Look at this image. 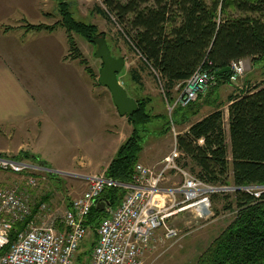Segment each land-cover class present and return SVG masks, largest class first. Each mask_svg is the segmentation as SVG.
<instances>
[{
	"label": "trees",
	"instance_id": "obj_1",
	"mask_svg": "<svg viewBox=\"0 0 264 264\" xmlns=\"http://www.w3.org/2000/svg\"><path fill=\"white\" fill-rule=\"evenodd\" d=\"M104 3L106 9L97 8V12L106 19L113 15L128 47L140 55L142 68L152 66L161 74L169 96L172 88L183 86L198 69L213 75L216 81L197 101L185 107L176 105L170 115L153 114L151 107H147L150 97H134L138 108L127 117L132 131L119 146L105 174L129 182L150 133L165 135L178 121L197 116L203 106H209V113L176 135L181 154L177 162L207 184L235 186L233 199L225 206L234 207L235 215L197 257L196 264H264V191L256 197L242 190L264 186V81L239 94H229L222 101L218 90L230 83V72L215 74L238 60L255 62L264 57V0H104ZM58 11L60 19L52 24L25 23L23 27L48 32L63 27L67 34L66 57L76 59L99 85L98 73L87 65L74 41V33L93 45L92 38L105 34L93 23L75 19L66 2L58 6ZM129 72L132 85L142 90L140 72L136 69ZM125 84V90L133 92L130 83ZM22 157L35 160L25 155L18 158ZM48 177L53 181L60 179L55 174ZM123 194L122 188L111 187L104 189L100 198L116 207ZM104 216V210L93 206L85 219L95 237V228ZM23 226V223L14 225L11 240ZM81 245L74 264H84L83 258L90 255L93 247L80 251ZM6 249L7 246L1 252Z\"/></svg>",
	"mask_w": 264,
	"mask_h": 264
},
{
	"label": "built area",
	"instance_id": "obj_2",
	"mask_svg": "<svg viewBox=\"0 0 264 264\" xmlns=\"http://www.w3.org/2000/svg\"><path fill=\"white\" fill-rule=\"evenodd\" d=\"M109 20L121 31L113 15L109 14ZM133 52L139 59L138 52ZM147 71L169 115L176 105L188 106L216 84L213 75L198 69L183 86H176L179 92L171 102L161 74L152 66H148ZM243 73L244 60L233 62L229 81H237ZM180 155L174 145L160 161L158 169L136 163L129 182L115 180L105 171L84 176L85 190L59 215L46 195L39 197L30 190H36L41 176L72 173L52 169L40 161L0 155V170L23 177L22 185L0 186V264H74L77 250L90 229L85 219L99 201L104 203L106 216L95 228V245L84 264H142L145 253L155 246L159 229H165L164 238L178 234L176 228L167 225L170 217L192 208L197 217L207 218L211 214V194L229 188L214 187L197 178L177 162ZM170 172L181 179L175 185L164 186L162 182ZM111 187L124 190L116 207L100 198L102 191ZM230 188L237 190L235 186ZM252 188L256 187L242 190L259 196L260 191L253 192ZM178 197L181 199L177 200ZM16 223L24 226L11 240L10 233ZM6 246L7 249L1 252Z\"/></svg>",
	"mask_w": 264,
	"mask_h": 264
},
{
	"label": "crops",
	"instance_id": "obj_3",
	"mask_svg": "<svg viewBox=\"0 0 264 264\" xmlns=\"http://www.w3.org/2000/svg\"><path fill=\"white\" fill-rule=\"evenodd\" d=\"M38 1L0 0V155L17 159L20 154L14 153H22L55 170L76 171L82 176L99 174L106 170L132 126L118 114L108 89L95 84L76 59L66 57L63 27L50 32L23 27L31 23L26 18L30 10L38 9ZM6 18L16 21L6 24ZM128 79L133 83L130 76ZM130 90L133 99L137 94L155 102L157 95L144 86L137 90L132 85ZM202 108L197 116L177 122L176 135L209 113H201ZM224 110L227 112L226 107ZM176 135L169 138L172 146ZM168 137L169 132L158 138ZM139 161L143 163L144 156ZM4 174L0 170V176ZM174 177L181 179L170 172L163 185L177 184Z\"/></svg>",
	"mask_w": 264,
	"mask_h": 264
},
{
	"label": "rangeland",
	"instance_id": "obj_4",
	"mask_svg": "<svg viewBox=\"0 0 264 264\" xmlns=\"http://www.w3.org/2000/svg\"><path fill=\"white\" fill-rule=\"evenodd\" d=\"M60 0H40L38 9L35 11L30 10V16H27V21L32 24L38 23H54L55 20L60 19L58 11V4ZM68 4V11L71 15L78 20L86 23H95L98 31H101L107 37V43L109 49L114 57H123L125 65L122 71L118 74L120 78V84L123 87L127 86L126 81L129 82L128 76L130 69H136L140 72L143 86L149 90V92L157 95L155 102H149L148 108L153 109V114L165 113L168 114L166 104L161 98L157 86L153 81V78L146 69L141 66L140 60L128 47L127 42L121 32L101 14L97 12V8H105L104 0H61ZM125 1V0H120ZM59 2V3H58ZM79 7V8H78ZM49 14V16L47 15ZM11 18V17H10ZM58 18V19H57ZM7 19V18H6ZM16 20L7 19L6 24L14 23ZM56 22V21H55ZM27 23V22H26ZM74 41L77 47L81 50L87 65L97 74L101 68V60L95 57V45L89 43L85 37L74 33ZM107 44V45H108ZM264 81V57L251 62L249 59L244 60V73L235 82L222 85L218 90L219 100L225 101L229 94H239L243 89L251 87L254 84ZM132 86V83L128 84ZM127 92V90H126ZM179 92L178 87L172 88L170 91V98L177 96ZM128 96L132 98V92H127ZM137 96V94H136ZM161 105H157L158 99ZM199 98V96H198ZM197 98V100H198ZM196 100V101H197ZM154 101V100H153ZM211 110L209 106H203L202 112ZM126 117V116H125ZM127 120V117H126ZM128 122V121H127ZM124 121V125L127 124ZM123 125V126H124ZM120 125L117 124L119 130ZM177 130V126L172 125L169 130V137L165 139H159L158 135L150 133L144 142L143 149L141 151V158L144 156L145 161H138L143 165L154 167L158 169L160 161L165 158L172 150V140L170 136ZM165 152L163 155L162 153ZM22 154V153H14ZM162 154V155H161ZM26 155V154H22ZM21 155V156H22ZM17 159H24L17 158ZM39 161V160H37ZM69 174H57L59 180H51L47 176H41L39 184L36 190H30L31 193L37 194L39 197L46 195L51 201L52 206L55 208L59 215L71 202L73 198L80 195L86 187V178L79 176V172L69 171ZM77 174V175H75ZM0 186H13L23 182V177L19 174H13L5 171V174L0 176ZM173 182L179 183L180 179L174 177ZM211 185V184H210ZM214 187H229L228 189L218 190L211 194V214L207 218H199L195 215L192 208L185 209L178 212L176 215L170 217L167 221L169 227L176 228L178 234L171 238H164L165 229L161 228L157 231V240L152 250L145 253L142 264H196L197 257L207 248L210 242L217 237L226 226L232 221L235 215V208H226V204L233 199L234 191L230 186L211 185ZM253 192L264 191L262 187L252 188ZM215 195L214 198L212 196ZM178 197L177 200H180ZM95 235L91 229L88 230L85 239L82 241L80 251H84L89 247L95 245ZM94 243V244H93ZM91 248V250L93 249ZM79 251V252H80ZM89 259V254L86 255L84 262Z\"/></svg>",
	"mask_w": 264,
	"mask_h": 264
},
{
	"label": "water",
	"instance_id": "obj_5",
	"mask_svg": "<svg viewBox=\"0 0 264 264\" xmlns=\"http://www.w3.org/2000/svg\"><path fill=\"white\" fill-rule=\"evenodd\" d=\"M96 45L95 57L99 58L102 66L99 70L98 83L108 89L112 102L121 116H130L138 108L135 99L128 96L125 88L118 80V74L122 71L125 60L123 57H114L108 48L104 35H98L91 40ZM230 72V67H224L215 72L216 75ZM96 207L103 210L104 203L99 201Z\"/></svg>",
	"mask_w": 264,
	"mask_h": 264
}]
</instances>
